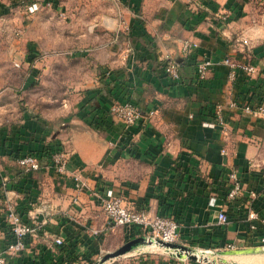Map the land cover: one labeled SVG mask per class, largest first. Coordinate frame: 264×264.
I'll return each instance as SVG.
<instances>
[{"label":"crops","instance_id":"crops-1","mask_svg":"<svg viewBox=\"0 0 264 264\" xmlns=\"http://www.w3.org/2000/svg\"><path fill=\"white\" fill-rule=\"evenodd\" d=\"M118 1L124 18L118 29L127 30V37L120 39L115 57L109 55V41L89 48L99 62L110 65L101 69L100 83L83 91L63 122L58 119L54 125L26 111L15 115L0 97V165L7 178L5 186L0 182V246L6 238L1 227L5 199L27 207L30 220L44 222L27 237L24 250L8 257V264H55L58 259L83 264L88 263L85 254L93 257L135 239L140 240L116 256L128 257L127 264H199L200 249L264 255V114L231 105H264V6L256 8L253 0ZM227 10L231 13L225 21ZM105 21L114 28L113 18ZM185 39L194 43L187 53L181 51ZM208 56L216 64L199 79L196 64ZM224 57L252 64L255 72L237 71L232 78L220 62ZM168 59L179 63L177 81L163 71ZM123 99L141 109L134 124L125 125L108 111ZM216 103L223 106L224 130L207 125L215 121ZM103 111L108 120L96 127L91 118ZM50 143L67 154L68 174H58L46 158H40V169L24 172L18 156ZM230 171L242 184L234 198L226 194ZM74 173L85 182L81 189L73 187ZM93 190L120 196L130 209L151 215L162 207L167 215L176 213L178 247L154 245L135 226L110 228ZM220 209L228 216L223 225L217 223ZM250 212L257 218L249 219ZM91 227L101 232L92 235ZM56 235L65 240L64 248L49 246Z\"/></svg>","mask_w":264,"mask_h":264},{"label":"rangeland","instance_id":"rangeland-1","mask_svg":"<svg viewBox=\"0 0 264 264\" xmlns=\"http://www.w3.org/2000/svg\"><path fill=\"white\" fill-rule=\"evenodd\" d=\"M252 2L256 8L264 6L262 0ZM122 6L118 0H0V97L15 115L26 111L54 125L58 119L63 122L83 91L100 83L101 69L110 65L89 50L99 49L102 40L112 46L110 57L120 51V39L127 37V30L118 29L124 21ZM108 17L114 28L106 24ZM104 27L109 30L98 29ZM30 51L34 58L27 61ZM115 249H102L89 264H127L128 257L121 256L100 261ZM226 254L199 252V264H235Z\"/></svg>","mask_w":264,"mask_h":264},{"label":"built area","instance_id":"built-area-1","mask_svg":"<svg viewBox=\"0 0 264 264\" xmlns=\"http://www.w3.org/2000/svg\"><path fill=\"white\" fill-rule=\"evenodd\" d=\"M46 2H50L45 0ZM231 11L227 10L222 16L223 20H228ZM129 29V27H127ZM194 47V43L189 40H183L181 44V51L187 53ZM224 65L229 67V73L232 78L236 76L237 71H243L245 73L255 72V67L252 64L236 61L230 57H224L220 61ZM216 64L211 57H203L196 64V73L199 79L205 78L208 71ZM18 66V63H14ZM165 75L172 81H177L180 78L179 63L174 59H168L163 69ZM232 106H238L240 109L249 114L259 115L264 114V105L259 103H250L244 101H232ZM109 113L112 116L120 118L125 125L134 124L137 120L142 117L141 109L129 100L119 101L112 103L108 108ZM153 111H150L152 114ZM213 116L215 121L207 123L212 127H220L224 130L226 127V121L223 113V106L221 103H216L213 108ZM225 153V150H222ZM51 165L55 168L56 172L60 175L68 174V157L65 151L61 147L53 150L50 153L49 159ZM19 166L26 173H31L41 168L40 159L33 153H23L17 158ZM228 179L230 180V187L227 192L228 198H234L241 191L242 184L238 174L235 171L228 173ZM73 187L75 189H81L85 186V182L82 180L79 173L72 175ZM7 178L3 175L0 165V182L2 185H6ZM251 197H255V191H251ZM92 195L98 201L102 211L105 213L107 219L110 222V228L118 225L135 226L140 229L148 241L154 245L160 244V242L176 243L178 240V223L172 215H160V214H149L144 209H130L127 207L120 196L112 195L110 193H101L99 191H92ZM74 204L80 205V201L77 197L73 199ZM3 218L8 225L12 240L8 243H4L0 246V264H8V257H12L20 253L26 247V240L29 235L37 232L38 229L43 225L44 222H37L32 217L29 218V222L24 220V217L17 210V205L11 199H5L3 203ZM249 219L257 218L255 212L248 214ZM228 222V216L225 210L220 209L217 213V223L220 225ZM254 228L252 224L250 226ZM92 235H98L101 230L97 228H90L88 230ZM264 242V238H260ZM64 243L62 236L56 235L50 241L49 246L59 247ZM231 248V245H228ZM185 252V251H184ZM199 252L209 253L207 249H200ZM188 253V252H186ZM194 253V252H193ZM197 257L199 255L196 254Z\"/></svg>","mask_w":264,"mask_h":264},{"label":"trees","instance_id":"trees-1","mask_svg":"<svg viewBox=\"0 0 264 264\" xmlns=\"http://www.w3.org/2000/svg\"><path fill=\"white\" fill-rule=\"evenodd\" d=\"M48 1H50V2H52V3H57L58 2V0H48ZM121 2H123V3H127L128 5H129V1L128 0H121ZM131 8L135 11V12H138V9H137V7H136V5H133V6H131ZM32 53L30 52V54H29V57H27V61H30V60H32L33 58H34V56L33 55H31ZM123 100H128V99H123ZM123 100H120V101H123ZM130 101V100H129ZM86 114L87 113H85V114H83L82 116L83 117H85L86 116ZM106 116V117H104L103 118V116ZM107 117H108V115H106L105 114V111H103V112H99V116L97 117V118H95V117H92L91 119H92V123H94V125L96 126V127H100V126H102L101 125V123H102V120H108L107 119ZM110 121V120H109ZM108 121V122H109ZM111 123V122H110ZM58 148V146L57 145H55V144H52V143H50V144H47L41 151H36V152H28V153H33V154H35L39 159L40 158H46V159H50V153L51 152H53V150H55V149H57ZM20 156V155H19ZM18 156V157H19ZM227 194V193H226ZM17 210L20 212V214L24 217V220H26L27 222H29L30 220H29V218L27 217V210H28V208L27 207H25V206H18L17 205ZM158 214H160V215H167L168 214V212L166 211V209L164 208V207H162L161 208V211L158 213ZM170 215H172L173 217H174V219L177 221V223H178V219H177V214L176 213H171ZM1 227L2 228H4V231H5V241H4V243L6 244V243H8V242H10L11 240H12V235L10 234V231H9V228H8V225L6 224V222L2 219V223H1ZM65 241V240H64ZM66 246V244L65 243H63V245L62 246H60L61 248H64ZM57 250H59V253H63V255L66 253V249H57ZM75 249H71V251L70 252H73ZM71 254V253H70ZM84 259H85V261L86 262H88L87 264H89V263H91L92 262V257H91V254L89 253V254H85L84 255V257H83ZM63 261H65V262H67V263H65V264H69V261L68 260H64L63 259ZM53 264V263H52ZM55 264H62V259H58V260H56V262H55Z\"/></svg>","mask_w":264,"mask_h":264},{"label":"bare ground","instance_id":"bare-ground-1","mask_svg":"<svg viewBox=\"0 0 264 264\" xmlns=\"http://www.w3.org/2000/svg\"><path fill=\"white\" fill-rule=\"evenodd\" d=\"M224 257H230V261L234 262L235 264H263L264 263L263 254L260 255V254H250V253H227L226 255H224Z\"/></svg>","mask_w":264,"mask_h":264},{"label":"water","instance_id":"water-1","mask_svg":"<svg viewBox=\"0 0 264 264\" xmlns=\"http://www.w3.org/2000/svg\"><path fill=\"white\" fill-rule=\"evenodd\" d=\"M140 239H135L132 240L128 243H125L124 245H122L120 248L116 249L115 251L112 252H108L106 253V255H104V257L101 259V262L105 261L106 259L112 258V257H116L118 255H121L123 253H125L126 251H128L135 242L139 241ZM160 244L166 246V247H178L177 245H175L174 243H169V242H160ZM185 252H187V249H181Z\"/></svg>","mask_w":264,"mask_h":264}]
</instances>
